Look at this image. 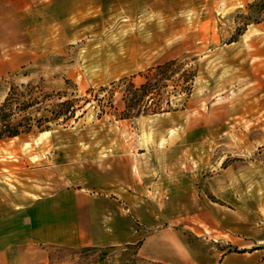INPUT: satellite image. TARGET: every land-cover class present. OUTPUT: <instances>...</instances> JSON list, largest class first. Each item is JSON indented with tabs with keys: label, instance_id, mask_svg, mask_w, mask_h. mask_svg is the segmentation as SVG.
I'll return each instance as SVG.
<instances>
[{
	"label": "rangeland",
	"instance_id": "obj_1",
	"mask_svg": "<svg viewBox=\"0 0 264 264\" xmlns=\"http://www.w3.org/2000/svg\"><path fill=\"white\" fill-rule=\"evenodd\" d=\"M72 4L51 18L49 33L40 27L34 42L20 41L15 50L6 51L10 27L0 24V57L18 56L0 71V81L67 92L63 100L79 99L82 107L67 123L51 124L48 135L0 142V200L43 196L131 159L146 171L142 178L134 170L133 182L146 180L152 190L150 183L163 181L157 192L163 203L178 196V216L164 209L162 226L180 231L183 243L204 255L202 264H264L258 242L264 234V54L256 53L264 49V0H103L71 10ZM175 60L181 67L155 97L168 111L153 113L156 106L148 104V114L121 119L120 81L138 88L149 70ZM188 69L196 72L189 94L176 92ZM101 88L107 90L98 94ZM171 175L179 176L172 178L179 181L177 195ZM49 264L168 263L148 260L131 245L55 248Z\"/></svg>",
	"mask_w": 264,
	"mask_h": 264
},
{
	"label": "crops",
	"instance_id": "obj_2",
	"mask_svg": "<svg viewBox=\"0 0 264 264\" xmlns=\"http://www.w3.org/2000/svg\"><path fill=\"white\" fill-rule=\"evenodd\" d=\"M99 1L103 0H0V24L10 27L6 47L11 44L15 50L20 41L34 42L40 27H46L42 31L49 33L51 18L60 17L66 3H74V10L75 5ZM7 18L10 21L3 22ZM17 61L16 55L14 61L3 63L0 71ZM131 162L114 164L110 171L92 175L88 181L76 178L74 185L43 196L0 200V264H49L50 252L55 248L131 245H138V253L148 260L202 264L204 255L194 245H185L180 231L162 226L164 209L174 210V217L178 216V196L171 195L163 203L157 194L162 191L163 181L150 183L152 190L146 180L133 182L134 170L142 178L146 171L137 170ZM172 178L179 176L171 175L170 182L177 195L179 181ZM28 189L32 192L29 195L35 196L36 186L32 184ZM258 242L264 244V234Z\"/></svg>",
	"mask_w": 264,
	"mask_h": 264
},
{
	"label": "trees",
	"instance_id": "obj_3",
	"mask_svg": "<svg viewBox=\"0 0 264 264\" xmlns=\"http://www.w3.org/2000/svg\"><path fill=\"white\" fill-rule=\"evenodd\" d=\"M179 67H181L179 61L175 60L149 70L145 75L146 82L138 88L134 83H128L127 79L120 81L119 85L124 86L126 105V110L120 118H130L135 112L138 116L141 113L148 114L150 111L146 108L148 104L156 106L152 110L153 113L167 112L168 110L162 106V99L156 103L155 97L161 95L162 89L167 86L164 83L172 80L171 78L177 74ZM195 76L196 72L191 69L184 70L177 80L176 88L179 90L176 89V92L189 94L192 87L191 82ZM4 82L0 81V95L5 93L3 100L0 101V142L36 131H49L51 124L67 123L76 118L77 112L82 109L77 106L79 99L63 100L68 96L67 92L47 93L41 85L29 83L16 86ZM106 90V88H101L98 94ZM94 100L102 102L98 95L94 96ZM111 100L112 97L109 106L113 108ZM167 106L170 108L169 101ZM42 112H47L48 115L36 116Z\"/></svg>",
	"mask_w": 264,
	"mask_h": 264
},
{
	"label": "bare ground",
	"instance_id": "obj_4",
	"mask_svg": "<svg viewBox=\"0 0 264 264\" xmlns=\"http://www.w3.org/2000/svg\"><path fill=\"white\" fill-rule=\"evenodd\" d=\"M13 47H14V45L11 46V44H10V45L7 47L8 49H7L6 51H10V50H12ZM256 53H257V54H264V49H260V51H257ZM15 59H16V55H15L14 53H10V59H8L9 61L6 60V59H3L2 57H0V66L2 67V66H3V63H4L5 61L11 62V61H14ZM48 134H50L49 131L42 133L43 136H44V135H48Z\"/></svg>",
	"mask_w": 264,
	"mask_h": 264
}]
</instances>
